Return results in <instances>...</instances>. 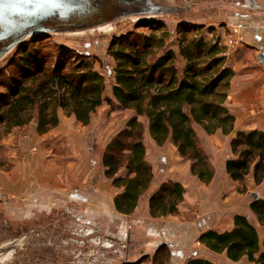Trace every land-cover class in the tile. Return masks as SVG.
<instances>
[{"label": "trees", "instance_id": "obj_1", "mask_svg": "<svg viewBox=\"0 0 264 264\" xmlns=\"http://www.w3.org/2000/svg\"><path fill=\"white\" fill-rule=\"evenodd\" d=\"M179 28L192 27L181 24ZM166 36L165 31L160 35L155 32L137 35L134 41L117 36L107 49L115 60L112 96L133 113L126 128L106 145L102 159L105 176L122 187L114 198V207L125 215L134 212L154 179L153 168L145 158L144 126L138 117L147 119V129L157 145L172 142L182 157L190 159L192 174L205 183L212 179L214 168L197 127L207 134L220 131L225 135L235 129V115L226 104L234 70L226 65L223 48L218 43L193 37L180 40L176 51L168 47ZM34 38L37 36L19 44L9 57L7 67L12 69V74L1 83L0 124L10 130L36 118V129L43 133L58 124L59 109L83 124L89 123L105 100L104 77L86 54L66 67L67 52L63 51L53 67L45 65ZM230 148L233 156L225 161L230 178L244 182L252 174L255 183H261L264 130L237 131ZM121 168L127 171L124 177L117 176ZM183 193L181 183L161 182L149 197L150 215L177 213ZM250 208L264 226V199L252 200ZM199 241L213 252H224L233 261L245 257L254 264H264V239L260 241L256 224L246 215L236 214L231 230L202 232ZM166 248L165 243L158 247L155 261ZM138 262L124 260L120 264ZM187 264L214 263L192 257Z\"/></svg>", "mask_w": 264, "mask_h": 264}, {"label": "rangeland", "instance_id": "obj_2", "mask_svg": "<svg viewBox=\"0 0 264 264\" xmlns=\"http://www.w3.org/2000/svg\"><path fill=\"white\" fill-rule=\"evenodd\" d=\"M210 8L202 10L201 12L205 15L200 17L183 14L120 23L116 30L110 34L101 33L80 37L37 34L24 42L28 43L37 36L34 38L36 40L34 45H39L43 63L50 67L55 65L63 51L67 52V56L64 57L66 67L77 62L83 54L88 55L92 66L104 77L105 100L93 113L87 124H83L74 115H68L62 109L58 111V124L43 133H39L36 129V118L10 130L0 124V243L31 228L30 219H34L36 231L29 238V242H35L40 246L37 247V252L42 258L41 261H36L34 264H120L124 260L139 261L137 264H140L142 260L148 262L151 256L155 261L154 255L156 248L160 246L158 244L161 239L158 234L161 233L152 235L147 231V227H150L152 222L148 220L147 223L140 225L139 228L143 232L137 233V227H131L128 221L125 224L126 217L114 213L111 207L106 206V211H103L101 207L96 208L95 205L99 203L90 202L91 200L88 202L78 200L81 193H84V199L90 193L74 183L75 177L73 173H70V170H74L75 173V169L78 167L82 178L87 175L90 181L96 180L100 183L99 180H102L100 185L109 189L111 197L113 196L111 190L114 188L110 182L111 178L104 174L103 153L112 137L126 128L128 120L133 115L131 110L123 108L114 99L111 92L114 84L115 60L107 52V49L114 37L123 35L129 41H134L137 35H147L153 32L160 35L162 31H165L167 32L165 41L168 47H172L176 51H178L179 41L183 38H201L209 43H218L223 48V55L227 57L226 65L234 69L231 59L240 43L237 45V42L234 41L232 45L230 35L238 37L237 27L231 26L229 30L223 28V20L215 19V17L223 19V10ZM181 24L192 28H179ZM198 27H201L202 31L197 30ZM211 30H213V36H210ZM10 55L0 63V71L5 70L3 73L0 72V91L3 90L1 83L9 79L12 74V69L7 67ZM261 108L262 106L255 107L256 114H259L258 111H261ZM65 119H71L72 122H66L65 127L57 136L50 132L59 124L61 125L62 120ZM138 119L144 126L143 143L145 145V140L150 135L149 133L147 136L145 135L146 131L149 132L147 119L141 116ZM197 129L199 137L203 139L204 129L202 127H197ZM70 132H74L70 138H75L78 145L77 150H74L73 144L68 142ZM61 140L62 143H60ZM204 146L211 156V165L215 166L219 172L217 176L214 169V175L210 182L215 183V178L219 177L222 185V187L214 188L217 190H214L215 192L212 194L217 197L215 203L222 201L234 191L242 194L244 201L248 203L255 200L252 195L254 192L259 194V198L264 199V180L256 184L249 176L250 179L246 177L244 182L228 180L230 184H224L225 192L223 193V173L221 172L223 153L216 155L211 148H207L206 144ZM153 149L148 148V153L151 150V154L155 155ZM155 156L157 157V155ZM150 165L152 166L151 163ZM49 166L52 167L48 168ZM159 166L164 168L165 164L160 163ZM52 173L55 175V180L59 181L54 182L55 186L49 177ZM126 174V169L121 168L117 176L124 177ZM43 175L45 176L43 177ZM156 175L158 173L154 172L151 185L157 181ZM42 178L43 180H39ZM81 182H85V179ZM232 183L235 184L234 189ZM116 187L118 189L115 188V190L119 193L122 187ZM139 212L143 213V210L140 209ZM178 213L179 209L173 215ZM192 216L193 220L197 221L202 214L198 209ZM251 221L255 223L254 220L251 219ZM173 243L177 242L172 241ZM165 244L167 248L156 257L158 262H155L171 264L172 260L176 264H183L188 253L179 256V253H173L178 247L180 249L178 243L175 248L169 243ZM201 246L204 245L195 246V251L193 250L195 255L201 254ZM147 252L150 254L145 255ZM20 259L21 264H31L30 260H27V254ZM8 264L19 263L12 259Z\"/></svg>", "mask_w": 264, "mask_h": 264}, {"label": "crops", "instance_id": "obj_3", "mask_svg": "<svg viewBox=\"0 0 264 264\" xmlns=\"http://www.w3.org/2000/svg\"><path fill=\"white\" fill-rule=\"evenodd\" d=\"M208 1L212 2L215 0ZM217 1L223 3V9L226 10L227 13L223 14V19L222 17H215V19L223 20V28L226 30H229L231 26H236L237 30L243 35L244 39L231 59V63H234V75L231 79L230 91L226 100L227 106L235 115V129L232 133L227 135L220 131L212 134L203 132V139L207 148H211L216 155L223 153L221 172L223 173L224 193V184H230L228 180L233 182L225 170V160L233 156L230 148L231 139L239 130L255 128L264 130V0ZM212 32L213 30H211L210 36H213ZM259 106H262L261 111L259 110V114H256L255 107ZM66 122H72V120H62V124H59L50 132L57 136L58 133H60V131L65 127L64 125ZM148 133L149 132L146 131L145 135L147 136ZM73 135L74 132L69 133L68 142H71L74 150H77L78 145L75 138L72 137L74 141L70 138V136ZM60 143H62V140ZM145 146L146 158L152 164L153 171L158 173V175H156L157 181H154L151 188L145 195H143L132 214L125 215L115 211L114 197L118 194L115 188H118L113 183V179L110 180L113 185L112 187L114 188L111 190L113 194L111 197L109 189L104 187L102 184L100 185L102 180H99L100 183L96 180L90 181L88 179L89 176L87 177V175L82 178L78 167L75 169V173L73 172L74 170H70V173H73V176L75 177V182H73L76 185H80L81 188L90 193V195L88 194L86 199H84L85 195L84 193H81V197H78L79 199L77 197L76 198L82 202H88L91 200L90 202H95L96 204L99 203L98 205H94L96 208L101 207L103 211H106V206L111 207L114 213L121 215V217H126L124 220L125 224H127L128 221L131 227H137V233L143 232V230L139 228L140 225L147 223L148 220L151 221L152 224L150 227H147V231L152 235L161 233L158 234L162 239H160V244L158 245L169 243L175 248L178 243L180 245V249L178 247L175 251L173 250V253H179V256H184L188 253L183 264H187L190 258L197 256L206 258L214 264H254L245 257L238 261H233L229 259L224 252H213L205 246L200 247V250H202L201 254L195 255L194 253L195 246L201 245L199 236L202 232L207 230H215L218 232L231 230L234 226V217L236 214L246 215L250 220L252 219L255 221L260 241L262 242L264 239V226L260 225L257 221L250 208V202L248 203L244 201L243 195L234 191L228 197L223 198L222 201H217L218 203H215L217 197L212 195L213 192H215L214 190H216L214 188L222 187L219 177H216L215 175V183L210 182L207 184L200 180L196 175H193L191 172L190 160L182 157L176 146L170 141H167L164 145L159 146L149 135V137L145 140ZM148 148H154L153 153H155L157 157L151 154V150L148 153ZM150 154L151 157L149 156ZM154 161H157V163H154ZM160 163L165 164V167L160 168ZM50 167L52 166H49L48 168ZM213 168L215 169V166H213ZM215 173L218 176V169H215ZM251 175L252 174H249L248 176L253 178ZM44 176L45 175H43V177ZM49 177L51 182L54 184L53 186H55L54 182H59L57 179L55 180V175L53 173L50 174ZM80 177L81 179H79ZM249 177L248 179H250ZM83 179H85V182L82 183L81 181H83ZM39 180H43V178ZM167 180L179 182L184 187L183 200L178 205L179 213L176 215L169 214L161 217H152L149 212V197L162 181ZM232 185L234 186V189L235 184L232 183ZM121 191L122 190L119 192ZM197 208L202 216L195 221L193 220L192 215L194 212L198 211ZM140 209L143 210V213L139 212ZM127 216L129 217L128 219ZM188 216L189 218H187ZM172 241H176L177 243L172 244ZM147 254L150 253L147 252L145 255ZM140 264L158 263L155 262L153 260V256H151L148 262H143L142 260ZM171 264L176 263L171 260Z\"/></svg>", "mask_w": 264, "mask_h": 264}, {"label": "water", "instance_id": "obj_4", "mask_svg": "<svg viewBox=\"0 0 264 264\" xmlns=\"http://www.w3.org/2000/svg\"><path fill=\"white\" fill-rule=\"evenodd\" d=\"M191 6L179 0H0V63L37 34H110L120 23L188 14ZM26 242L25 237L1 242L0 264L11 262Z\"/></svg>", "mask_w": 264, "mask_h": 264}, {"label": "flooded vegetation", "instance_id": "obj_5", "mask_svg": "<svg viewBox=\"0 0 264 264\" xmlns=\"http://www.w3.org/2000/svg\"><path fill=\"white\" fill-rule=\"evenodd\" d=\"M180 2H184V1H187V2H190L191 3V8H190V11L188 12V14H192L194 17H200V16H204L205 14H203L201 11L202 10H205V8H210L212 7L213 9H222L223 10V14H226L227 11L224 10L223 8V3L215 0V1H208V0H179ZM211 9V8H210ZM212 9V10H213ZM183 15V14H181ZM179 15V16H181ZM31 220V223L32 224V227L27 229V230H24L22 233H19L17 236H13L11 238H9L8 240L10 239H14V238H20V237H25L27 238V241L23 248L19 249V250H16L15 254H14V258L19 264H21V258H23L24 256H26L27 254V257L28 259L27 260H30L31 264H34L36 263V261H41L42 258L39 254L38 249L37 247L39 246L38 244H36L35 242H29V238L31 237V235H33L35 233V221L34 219H30ZM37 233V232H36ZM40 247V246H39ZM29 253V255H28ZM24 255V256H23ZM31 255V256H30ZM25 259V258H24Z\"/></svg>", "mask_w": 264, "mask_h": 264}, {"label": "built area", "instance_id": "obj_6", "mask_svg": "<svg viewBox=\"0 0 264 264\" xmlns=\"http://www.w3.org/2000/svg\"><path fill=\"white\" fill-rule=\"evenodd\" d=\"M236 31H237V33H238V37H235V36H233V35H230V36H231V37H230V43H231L232 45H233V42H234V41L237 42V45L243 41V36H242V34H240L238 30H236ZM237 33H236V34H237ZM225 56H226V55H225Z\"/></svg>", "mask_w": 264, "mask_h": 264}]
</instances>
